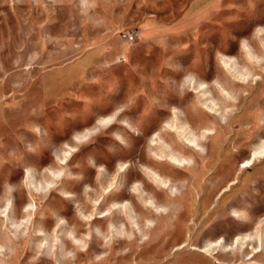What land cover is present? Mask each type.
Returning a JSON list of instances; mask_svg holds the SVG:
<instances>
[{
  "label": "rangeland",
  "instance_id": "obj_1",
  "mask_svg": "<svg viewBox=\"0 0 264 264\" xmlns=\"http://www.w3.org/2000/svg\"><path fill=\"white\" fill-rule=\"evenodd\" d=\"M0 264H264V0H0Z\"/></svg>",
  "mask_w": 264,
  "mask_h": 264
},
{
  "label": "bare ground",
  "instance_id": "obj_2",
  "mask_svg": "<svg viewBox=\"0 0 264 264\" xmlns=\"http://www.w3.org/2000/svg\"><path fill=\"white\" fill-rule=\"evenodd\" d=\"M205 107H206V109H208L210 114H216L217 113L216 110H212V106L211 105H206ZM177 133L183 138L184 143H186V145H188V147L190 145L191 146H195V147H199V143H197V141L192 140V138H191V136L189 134L190 133L189 131L183 130L181 128L179 131L177 129ZM214 134L215 133H212L211 135L213 136ZM206 137L208 138L209 135L206 136ZM258 158H260V157H258L257 153L256 152H252V154L250 155V158L248 160L243 161L242 164L239 166V168L241 170H244V169H248V168L252 167L254 165V163L258 160ZM173 162L178 164V165L180 164V162H177L176 160H173ZM191 250L197 251L199 253H205V256H207L209 254L210 248L209 247H207V248L205 247V248L200 249V248H196V247H191Z\"/></svg>",
  "mask_w": 264,
  "mask_h": 264
},
{
  "label": "built area",
  "instance_id": "obj_3",
  "mask_svg": "<svg viewBox=\"0 0 264 264\" xmlns=\"http://www.w3.org/2000/svg\"><path fill=\"white\" fill-rule=\"evenodd\" d=\"M139 35V32L135 29L128 30L122 33L121 37L127 43H132Z\"/></svg>",
  "mask_w": 264,
  "mask_h": 264
}]
</instances>
